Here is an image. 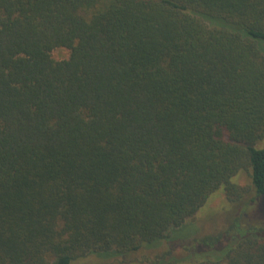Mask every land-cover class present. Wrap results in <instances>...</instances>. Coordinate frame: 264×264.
Listing matches in <instances>:
<instances>
[{
    "label": "trees",
    "instance_id": "trees-1",
    "mask_svg": "<svg viewBox=\"0 0 264 264\" xmlns=\"http://www.w3.org/2000/svg\"><path fill=\"white\" fill-rule=\"evenodd\" d=\"M222 185L264 199V0H0V264H264L146 252Z\"/></svg>",
    "mask_w": 264,
    "mask_h": 264
},
{
    "label": "rangeland",
    "instance_id": "rangeland-1",
    "mask_svg": "<svg viewBox=\"0 0 264 264\" xmlns=\"http://www.w3.org/2000/svg\"><path fill=\"white\" fill-rule=\"evenodd\" d=\"M70 50L65 47H58L53 50V56L57 59L67 58ZM233 181H237L243 185H249V177L246 173H239L233 176ZM224 185L220 186L205 202L203 207L199 209L194 219L188 220V226L181 231H176L175 235H182L176 237L173 242H169L168 238L161 239L160 242L146 250L153 258L158 254L169 252V257L174 260L183 259L189 255L196 259L204 257L209 254L211 249L195 242V238L207 234H217L228 229L231 223L235 221V225L240 232L248 230L246 223L252 226H264V199H259L257 202L249 199L252 193L246 195L240 203L229 202L224 191ZM247 204H249L247 206ZM244 222V224H243ZM247 228V229H245ZM231 237H224L220 246L225 245ZM189 247L184 248V246ZM90 257L88 261H91ZM95 263V262H93ZM152 264L149 261L147 264ZM97 264H109L107 261L98 262ZM130 264H142L140 261H134Z\"/></svg>",
    "mask_w": 264,
    "mask_h": 264
}]
</instances>
